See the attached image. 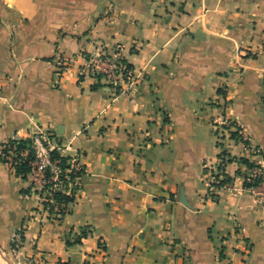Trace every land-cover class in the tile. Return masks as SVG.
Masks as SVG:
<instances>
[{"label":"crops","instance_id":"0c3cea01","mask_svg":"<svg viewBox=\"0 0 264 264\" xmlns=\"http://www.w3.org/2000/svg\"><path fill=\"white\" fill-rule=\"evenodd\" d=\"M115 44L128 94L78 76ZM224 120L244 145L219 135ZM44 131L83 164L78 194L41 226L0 157V264H25L9 253L22 227L37 264H264V208L242 162L264 170V0H0V146Z\"/></svg>","mask_w":264,"mask_h":264},{"label":"built area","instance_id":"2783aa9c","mask_svg":"<svg viewBox=\"0 0 264 264\" xmlns=\"http://www.w3.org/2000/svg\"><path fill=\"white\" fill-rule=\"evenodd\" d=\"M57 66L61 74L68 69L65 59H60ZM129 70L130 67L123 59L118 61L114 57L103 55V57L87 59L86 64L81 65L77 72L79 77H88L97 81L105 79L111 88L116 91V94H126L127 91L122 84L125 82L124 76L129 74ZM221 125L223 127L220 130L218 128L219 133H226L228 136L234 133L237 135L236 139L239 143L245 144L246 138L239 127L233 126L226 120ZM30 140L32 158L29 160L30 171L26 175V180L29 189L36 195L38 201V207L34 215L38 217L41 226L49 222H60L68 213L69 205L78 194V180L84 171L83 164L76 155L63 156L62 151L68 150L70 145H63L54 136L52 137L49 132L34 133ZM3 149L4 145H1L0 157H4L8 167L15 171V163H17L13 160L15 152L10 150L4 156ZM53 152L65 157V165H61L60 160L52 156ZM19 157L27 160L28 149L20 152ZM225 164V160L221 159L216 167L212 169L215 173L213 174V184L218 188L225 187L224 183H220L224 179L219 178ZM250 169L251 175L245 180V183L248 184L246 189L256 196L258 203L264 208V170L256 164H253ZM56 194L68 196L71 201L58 200L55 197ZM23 241L24 229L22 227L10 236L9 253L13 260L16 262L24 260L25 264L42 263L41 257L36 259L34 257H26V259L23 257L21 253Z\"/></svg>","mask_w":264,"mask_h":264},{"label":"trees","instance_id":"16d2710c","mask_svg":"<svg viewBox=\"0 0 264 264\" xmlns=\"http://www.w3.org/2000/svg\"><path fill=\"white\" fill-rule=\"evenodd\" d=\"M231 136H234V133H231ZM3 145H4V149H3L4 156H6V154L10 150H13L15 152V156L13 157L14 162H17V163H15V173L18 176H21L23 179H26V175L30 171L29 160L32 158V152H31V149H30L31 140L30 139H25V140L12 139V140H9L7 143H5ZM27 149H28V159L24 160V159L19 157V153L24 151V150H27ZM52 156L57 158V159H59L61 165H65V160H66L65 157L59 156V154L56 153V152H53ZM2 159L5 160L4 157ZM242 162H244L248 166H252L253 165L248 160H242ZM223 182H225V181H221L220 183H223ZM245 186H248V184L245 183ZM55 197L58 200H63L65 202H70L71 201L70 197L64 196V195H61V194H56ZM81 235L85 236V233H82Z\"/></svg>","mask_w":264,"mask_h":264},{"label":"rangeland","instance_id":"374dc122","mask_svg":"<svg viewBox=\"0 0 264 264\" xmlns=\"http://www.w3.org/2000/svg\"><path fill=\"white\" fill-rule=\"evenodd\" d=\"M110 12H112L114 9L113 7L110 8ZM122 48H123V45L122 44H115V45H112L111 47H108V48H101L100 50H95L92 54H90L86 60H85V63L86 64V61L87 59L89 58H99V56H107V57H114V59H117L118 61L120 60H124V56L122 54ZM82 64V65H84ZM124 80L125 82L122 84V86L124 87V89H126L127 93L128 94L132 88H133V85H134V81H133V71L130 69L129 70V74H127L126 76H124ZM102 81L110 86L107 81L105 79H102ZM111 88V86H110ZM112 89V88H111ZM113 90V89H112ZM115 93L116 91L113 90ZM233 126H234V123H231ZM219 135H221V133H219ZM235 135V134H234Z\"/></svg>","mask_w":264,"mask_h":264},{"label":"water","instance_id":"95a60500","mask_svg":"<svg viewBox=\"0 0 264 264\" xmlns=\"http://www.w3.org/2000/svg\"><path fill=\"white\" fill-rule=\"evenodd\" d=\"M180 202H181L183 205L188 206V203L186 202V199H185V197H184V195H183L182 190H181V192H180Z\"/></svg>","mask_w":264,"mask_h":264}]
</instances>
